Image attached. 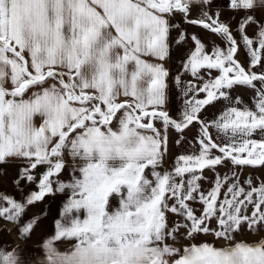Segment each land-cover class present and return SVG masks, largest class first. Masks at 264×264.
I'll return each instance as SVG.
<instances>
[{"label":"snow or ice","instance_id":"6c2138e0","mask_svg":"<svg viewBox=\"0 0 264 264\" xmlns=\"http://www.w3.org/2000/svg\"><path fill=\"white\" fill-rule=\"evenodd\" d=\"M227 7L235 29L212 0H0V165L17 164V187L38 188L23 202L0 194V221L30 239L39 217L25 219L28 207L67 195L39 253L0 243V264H264V177L241 180L245 166L264 167V0ZM176 15L224 47L209 51ZM189 39L174 118L165 62ZM235 86L252 100L233 97ZM194 124L187 154L165 167L169 130L179 146ZM245 233L257 239L237 240Z\"/></svg>","mask_w":264,"mask_h":264},{"label":"crops","instance_id":"0c3cea01","mask_svg":"<svg viewBox=\"0 0 264 264\" xmlns=\"http://www.w3.org/2000/svg\"><path fill=\"white\" fill-rule=\"evenodd\" d=\"M229 0H212L211 13L219 11V19L222 22L228 23L232 29L236 28V19L234 13L227 7ZM199 9L193 7L189 19H195L198 17ZM264 19V16L261 17ZM174 20L180 23L182 30L186 31L189 36L195 34L201 41L206 45V48L211 51L213 44L224 47V42L215 34L208 30L203 29L200 26L186 24L183 22L181 15H176ZM248 35L252 36L254 29L248 28ZM177 35L176 31L171 33L172 37ZM193 47L191 40L184 45L171 44V54L170 59L165 62V67L169 70L170 75L168 77V102L166 110L174 118H179L178 114L182 106V92L179 88L174 85V76L182 71L181 63L187 58V53ZM245 68L248 67V59L246 58L245 50L241 48L235 57ZM254 71H259V68L254 69ZM217 73L213 71V75ZM191 77L184 75L182 79L186 82ZM231 95L233 97L240 96L244 102H250L253 98V92L244 86H235L232 90ZM203 94H201V98ZM221 109V104L216 103L215 107L208 106L203 113L204 119H211L213 114H219L218 110ZM198 132V126L192 125L189 129L185 130L183 135L185 136V141H182L181 145H176L175 140L179 138V135L174 130H169V152L165 161V167H168L169 162L173 161L174 158L180 154H187L190 149L188 140L193 139ZM194 142V141H193ZM11 166H0V194H9L13 198L18 199L20 202L24 201V198L31 191H38L37 185L35 183L28 184L21 181L19 187H17L13 181L17 177L18 167L16 163H8ZM217 170L223 174L226 171L224 166H218ZM39 172H43L44 169H38ZM204 175L209 178V180L214 178V173L210 170H205ZM249 175H254L256 177H264V167L253 168L250 166H245L241 172V180L245 179ZM69 176L68 171H64L61 179H67ZM205 187L210 186L208 182H204ZM67 200L66 194H54L48 195L44 198L42 202H36L33 206H29L26 211L25 219L28 217L38 216L39 222L35 227V230L31 234V238L23 240L19 237L18 232L13 227L11 223L0 221V243L7 244L9 247L20 246L25 249V254L29 253H39L37 245L41 243L42 238L48 236L54 230V222L56 219L60 218V212L63 209V204ZM115 204V201H113ZM169 222L171 223L176 217L169 214ZM3 229H12L11 233ZM245 236V237H244ZM237 240L243 239L245 241H255L257 237L255 235H249L245 233L243 236H237ZM200 241H212L213 237L211 235L205 236L200 235L198 238ZM217 246L224 245V241L220 240Z\"/></svg>","mask_w":264,"mask_h":264},{"label":"rangeland","instance_id":"374dc122","mask_svg":"<svg viewBox=\"0 0 264 264\" xmlns=\"http://www.w3.org/2000/svg\"><path fill=\"white\" fill-rule=\"evenodd\" d=\"M0 166H11L10 164H4V165H0ZM245 237V236H244Z\"/></svg>","mask_w":264,"mask_h":264}]
</instances>
